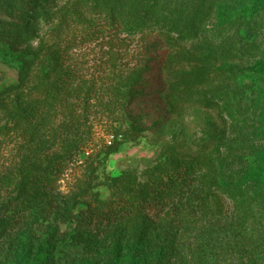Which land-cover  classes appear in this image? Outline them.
Returning <instances> with one entry per match:
<instances>
[{
  "label": "rangeland",
  "instance_id": "1",
  "mask_svg": "<svg viewBox=\"0 0 264 264\" xmlns=\"http://www.w3.org/2000/svg\"><path fill=\"white\" fill-rule=\"evenodd\" d=\"M121 1L0 0V264L46 255L47 264H264V81L254 82L264 76V0H158L184 38L162 26L122 31L126 19L109 13ZM86 31L96 34L82 42ZM68 67L97 78L91 133L78 145L93 152L69 164L52 192L29 186L26 172L65 159L54 134L66 119L49 92ZM116 71L124 75L112 84ZM112 135L119 141L109 147ZM187 163L202 167L206 218L151 210L149 222L122 218L102 233L58 210L66 199L77 213L140 197ZM50 225L59 232L48 240Z\"/></svg>",
  "mask_w": 264,
  "mask_h": 264
},
{
  "label": "trees",
  "instance_id": "2",
  "mask_svg": "<svg viewBox=\"0 0 264 264\" xmlns=\"http://www.w3.org/2000/svg\"><path fill=\"white\" fill-rule=\"evenodd\" d=\"M109 13L111 15L119 14L122 19H126V22L123 23L124 25H121V30L129 32L133 36L142 35L147 30L158 26H162L164 29L169 28L179 38H184L186 35L183 24H175L176 17L174 13H171L172 22L171 20L163 21L158 0H123L112 5ZM121 30L119 31L121 32ZM102 31L103 29L99 30L100 33ZM95 34L94 32L86 31L80 36L81 41H92L91 37L95 36ZM76 40L74 38L73 41L67 43L66 51L77 46ZM236 50L242 55L247 54V47H241ZM110 62L112 71L117 70L118 58L116 54L113 55ZM122 75H124L123 71H116L109 74L107 80L109 79L113 84V81H117ZM131 77L130 87L138 81V70L133 69ZM96 81L97 78L86 79L70 67L57 77L53 88L49 92V96L58 104L61 109V115L66 119L54 134V137L58 139L57 142L62 144L65 149V159L58 164L48 165L41 170H28L26 172V182L29 186L49 189L52 192L56 191L58 181L68 168V165L79 162L81 153L92 151V149H86L87 143L84 142L83 136L91 133V107L93 106V101L98 99L99 93ZM260 81H264V76L254 79V82ZM118 94L120 95L118 96ZM123 95L122 91H117L118 97ZM102 104L105 108L111 106V103L102 102ZM38 116L39 113H33V119ZM39 124L42 125L43 122L41 121ZM77 138H79V141H74ZM118 141V136L116 135L109 147H114ZM78 145L85 146L80 149ZM201 172V165L187 163L179 171L168 173L166 177L155 178L144 187L140 197L123 195L106 200H96L89 204L87 209H81L77 213H74L77 206L73 199H66L64 207H59L58 210L60 215L65 217L67 221L76 220L77 228L95 224L97 230L102 233H108L109 227L122 218L143 215L145 222H149V212L151 210L154 214H161L166 218L175 217L180 219L185 211L197 214L200 218H206L209 215L208 209L204 202L203 194L199 189L202 182L200 179ZM58 232V226L50 225L46 231L47 239L49 240L52 235H57ZM213 232H215V229L210 228L209 233L213 234ZM48 259L49 257L46 255L36 264H47Z\"/></svg>",
  "mask_w": 264,
  "mask_h": 264
},
{
  "label": "built area",
  "instance_id": "3",
  "mask_svg": "<svg viewBox=\"0 0 264 264\" xmlns=\"http://www.w3.org/2000/svg\"><path fill=\"white\" fill-rule=\"evenodd\" d=\"M115 139V136H112L111 137V141L108 142V144H111V142ZM92 153V151H85L84 154L87 155V156H90V154Z\"/></svg>",
  "mask_w": 264,
  "mask_h": 264
}]
</instances>
